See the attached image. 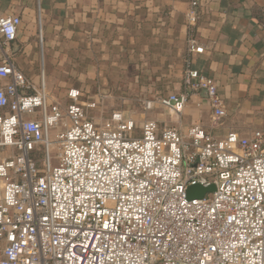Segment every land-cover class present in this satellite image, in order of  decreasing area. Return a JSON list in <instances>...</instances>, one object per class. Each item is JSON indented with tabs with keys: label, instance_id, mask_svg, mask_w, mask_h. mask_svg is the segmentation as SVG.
I'll list each match as a JSON object with an SVG mask.
<instances>
[{
	"label": "built area",
	"instance_id": "2783aa9c",
	"mask_svg": "<svg viewBox=\"0 0 264 264\" xmlns=\"http://www.w3.org/2000/svg\"><path fill=\"white\" fill-rule=\"evenodd\" d=\"M200 4L185 13L197 54ZM20 25L0 16L1 50ZM0 79V264H264V131L218 138L200 125L138 126L121 111L97 122V102L76 89L51 96L8 56ZM183 85L162 106L181 113L190 93H205L217 125L226 112L216 84L188 61Z\"/></svg>",
	"mask_w": 264,
	"mask_h": 264
},
{
	"label": "crops",
	"instance_id": "0c3cea01",
	"mask_svg": "<svg viewBox=\"0 0 264 264\" xmlns=\"http://www.w3.org/2000/svg\"><path fill=\"white\" fill-rule=\"evenodd\" d=\"M189 4L190 0H0V16L21 19L16 41L0 48V65L8 56L38 85L42 77L55 76L60 65L74 59L89 36L115 44L129 39L136 56L159 49L168 55L174 45L179 56L186 54V63L216 84L226 112L213 125L206 95L193 94L190 104L200 109L185 110L183 131L200 125L218 138L264 131V0H201L194 39L203 54L189 51ZM7 82L0 79V86ZM158 111L152 120L171 128L167 116Z\"/></svg>",
	"mask_w": 264,
	"mask_h": 264
},
{
	"label": "rangeland",
	"instance_id": "374dc122",
	"mask_svg": "<svg viewBox=\"0 0 264 264\" xmlns=\"http://www.w3.org/2000/svg\"><path fill=\"white\" fill-rule=\"evenodd\" d=\"M101 32L99 30L98 34ZM121 41L124 43H105L103 37L95 42L94 37L89 36L78 48L79 53L74 59L60 65L55 76L46 77L51 96L65 101L69 89L82 90L84 101L98 103V109L91 112L97 122H102L113 111H121L140 126L144 120H152V113L159 110L167 116L169 127L185 133L181 128L182 114L188 108L200 109L197 104H190L193 94H189L188 104L181 113L165 108L161 101L173 94H185L186 54L182 52L179 56L178 48L172 45L168 55L159 49L154 54L146 51L136 56L129 39ZM26 79L39 88L40 84L35 85L27 76ZM32 157L40 166L45 153L42 148H37ZM51 158L53 168L57 165L54 150H51Z\"/></svg>",
	"mask_w": 264,
	"mask_h": 264
},
{
	"label": "water",
	"instance_id": "95a60500",
	"mask_svg": "<svg viewBox=\"0 0 264 264\" xmlns=\"http://www.w3.org/2000/svg\"><path fill=\"white\" fill-rule=\"evenodd\" d=\"M214 191V185H211L208 188H204L202 186H192L188 189V196L190 199H202L207 193H212Z\"/></svg>",
	"mask_w": 264,
	"mask_h": 264
}]
</instances>
